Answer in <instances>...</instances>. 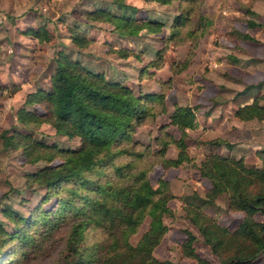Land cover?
Wrapping results in <instances>:
<instances>
[{
    "label": "trees",
    "instance_id": "trees-1",
    "mask_svg": "<svg viewBox=\"0 0 264 264\" xmlns=\"http://www.w3.org/2000/svg\"><path fill=\"white\" fill-rule=\"evenodd\" d=\"M111 1L117 9L96 6L82 14L91 20L108 22L121 36L162 29V20L143 14L137 5L125 0ZM156 1L166 4L173 0ZM177 1L178 11L170 22L168 37L196 39L203 32V22L199 20L196 27L188 25L201 0ZM67 29L69 39L77 46L92 40L78 25H69ZM46 31L41 25L26 29L38 38H46ZM243 36L251 38L246 33ZM114 50L121 56L133 53L129 47ZM160 53L158 50L157 54ZM54 61L50 87L39 86L25 93L15 111L17 121L47 122L58 133L77 136L80 144L63 148L16 127L0 131L5 146L21 148L29 161H46L26 173L28 182L45 188L39 200L26 214L9 207L2 209L12 229L0 223V264H21L31 252L41 251L54 241L58 233L63 234L62 245L50 264H180L158 259L152 253L167 228L163 215L171 211V195L165 179L153 186L146 168L137 166L147 148L134 149L131 145L135 126L163 110L164 93L136 94L127 84L109 79L103 71L71 57L63 47L56 48ZM29 106H38L40 111ZM234 114L241 119H264V103L254 97L238 105ZM194 120L191 105H174L168 123L181 134L173 137L162 131L167 138H162L159 152L165 165L176 166L190 159L183 134L186 128L193 127ZM210 141L223 142L217 137ZM169 142L177 146V153L163 157ZM256 153L261 160L259 166H245L241 157L208 154L199 171L210 181V187L205 189L204 196L193 191L183 198L187 217L218 257V264H250L264 252V219L255 216L264 215V149ZM55 158L59 162L52 164ZM225 189L229 190L230 208L241 213L233 228L203 210ZM145 215L149 216L148 227L132 243L128 235L138 228ZM184 231L183 255L197 264H213L196 251L192 243L194 234L188 229Z\"/></svg>",
    "mask_w": 264,
    "mask_h": 264
},
{
    "label": "rangeland",
    "instance_id": "rangeland-1",
    "mask_svg": "<svg viewBox=\"0 0 264 264\" xmlns=\"http://www.w3.org/2000/svg\"><path fill=\"white\" fill-rule=\"evenodd\" d=\"M125 1L137 5L143 14L162 20V29L121 36L108 22L91 20L82 14L96 6L117 9L111 0H0V131L16 127L63 148L80 144L77 136L58 133L47 122L21 124L15 113L27 91L50 87L58 47L89 68L103 71L107 78L127 84L136 94L163 92V110L136 125L131 135L134 149L148 150L137 166L146 168L153 186L165 179L171 195V211L163 215L167 228L152 253L158 259L197 264L182 252L184 230L188 229L194 234L192 243L196 251L218 264V257L187 217L183 198L193 191L204 196L205 189L210 187V181L199 171L201 161L210 153L241 157L245 166L261 164L256 151L264 149V119H241L234 110L254 97L264 103V0H201L188 27H196L201 20L203 32L196 39L183 36L180 40L168 37L170 22L178 11L177 0L166 4L156 0ZM250 20L255 24H250ZM39 25L47 30L46 38L26 32ZM69 25H78L92 40L77 46L69 39ZM118 47H129L133 53L121 56L114 50ZM175 104L191 105L195 120L193 127L186 128L183 134L190 159L168 166L159 149L162 138H167L162 131L173 137L181 134L168 123ZM29 107L40 111L38 106ZM215 137L223 142L210 141ZM177 150L169 142L163 157H174ZM58 162L57 158L51 161ZM45 163L43 159L27 160L21 148L5 146L0 137V223L8 230L12 223L2 209L28 212L45 188L28 182L26 173ZM228 198L229 190H222L203 210L233 228L241 213L230 208ZM255 216L264 219L261 213ZM148 222L149 216L145 215L138 228L128 235L132 243L148 227ZM62 235H55L53 242L41 251L31 252L21 264H50L62 245ZM250 264H264V252Z\"/></svg>",
    "mask_w": 264,
    "mask_h": 264
}]
</instances>
